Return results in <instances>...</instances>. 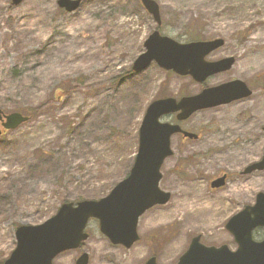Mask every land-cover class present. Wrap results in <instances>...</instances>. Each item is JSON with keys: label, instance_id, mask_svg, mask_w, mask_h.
I'll return each instance as SVG.
<instances>
[{"label": "rangeland", "instance_id": "374dc122", "mask_svg": "<svg viewBox=\"0 0 264 264\" xmlns=\"http://www.w3.org/2000/svg\"><path fill=\"white\" fill-rule=\"evenodd\" d=\"M56 1L0 0V110L30 116L0 132V259L14 249L18 225L42 223L63 202L99 199L128 174L152 100L232 79L252 94L180 122L200 136L171 137L159 182L170 199L139 217V240L113 245L91 219L81 248L53 263L74 264L85 251L88 264H144L151 256L175 264L196 235L205 245L235 249L226 221L264 192V170L241 173L264 149V0H154L159 27L140 0H81L70 13ZM157 28L178 42L221 38L206 59L235 62L202 83L155 62L134 73L132 62ZM161 120L175 121L173 114ZM222 173L225 185L210 188ZM263 237L261 229L253 234Z\"/></svg>", "mask_w": 264, "mask_h": 264}, {"label": "water", "instance_id": "95a60500", "mask_svg": "<svg viewBox=\"0 0 264 264\" xmlns=\"http://www.w3.org/2000/svg\"><path fill=\"white\" fill-rule=\"evenodd\" d=\"M23 0H11L18 5ZM144 8L160 25L159 6L154 0H140ZM81 0H57L59 8L72 12L80 6ZM221 38L204 41L178 42L151 32L143 42L144 51L132 63L135 73L143 71L152 61L165 70L178 75H189L196 82H203L208 76L227 71L234 62L233 57L206 61L205 56L223 45ZM251 90L241 80L235 79L203 89L200 93L183 96L176 100L165 97L150 102L144 112L138 129V147L129 170L109 193L99 199H84L62 203L57 211L42 223L21 224L14 230L16 244L2 264H53L60 253L78 248L88 237L85 227L89 219L98 221L99 231L113 244L126 248L139 238L137 222L139 217L154 205L165 204L170 193L158 187L161 179L160 167L172 154L170 138L175 133L196 139L197 135L183 131L178 124L160 121V117L176 113L178 121L187 119L200 109L211 108L234 100L246 98ZM18 113H3L0 123L4 129L12 130L27 120ZM264 169V150L258 161L247 165L243 173ZM225 175L211 181L212 188L224 185ZM264 228V192L255 195L252 205H246L225 223V229L233 236L237 247L231 250L227 245L208 246L200 242V236L191 238L187 249L179 256L176 264H264V239L252 238L255 228ZM88 254L81 253L75 264H87ZM144 264H156L150 257Z\"/></svg>", "mask_w": 264, "mask_h": 264}, {"label": "flooded vegetation", "instance_id": "af4514ba", "mask_svg": "<svg viewBox=\"0 0 264 264\" xmlns=\"http://www.w3.org/2000/svg\"><path fill=\"white\" fill-rule=\"evenodd\" d=\"M204 110H207V109H204ZM181 127H182V126H181ZM199 136H200V135L197 133V139L199 138Z\"/></svg>", "mask_w": 264, "mask_h": 264}, {"label": "trees", "instance_id": "16d2710c", "mask_svg": "<svg viewBox=\"0 0 264 264\" xmlns=\"http://www.w3.org/2000/svg\"><path fill=\"white\" fill-rule=\"evenodd\" d=\"M31 112H33L32 110H31ZM30 117V116H29ZM0 264H2V260L0 259Z\"/></svg>", "mask_w": 264, "mask_h": 264}]
</instances>
